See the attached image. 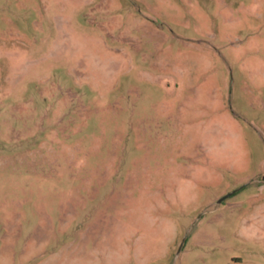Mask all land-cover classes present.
Here are the masks:
<instances>
[{
  "label": "rangeland",
  "instance_id": "rangeland-1",
  "mask_svg": "<svg viewBox=\"0 0 264 264\" xmlns=\"http://www.w3.org/2000/svg\"><path fill=\"white\" fill-rule=\"evenodd\" d=\"M0 264H264V0H0Z\"/></svg>",
  "mask_w": 264,
  "mask_h": 264
},
{
  "label": "water",
  "instance_id": "water-1",
  "mask_svg": "<svg viewBox=\"0 0 264 264\" xmlns=\"http://www.w3.org/2000/svg\"><path fill=\"white\" fill-rule=\"evenodd\" d=\"M183 244H184V241L181 242V244H180V246H179V249H178V251H177L176 257H179V256H180L181 251H182V248H183Z\"/></svg>",
  "mask_w": 264,
  "mask_h": 264
}]
</instances>
